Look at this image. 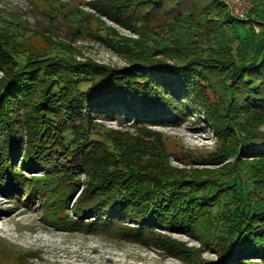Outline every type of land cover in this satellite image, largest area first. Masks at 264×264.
<instances>
[{"label":"trees","instance_id":"1","mask_svg":"<svg viewBox=\"0 0 264 264\" xmlns=\"http://www.w3.org/2000/svg\"><path fill=\"white\" fill-rule=\"evenodd\" d=\"M87 6L139 36H101L122 51L126 66L80 63L71 52L8 49L0 34L2 192L20 194L25 167L44 174L45 181L32 177L34 186L69 182L75 191L85 177L75 210L79 217L94 213L88 224L94 234L112 231L192 264H264V21L257 9L244 22L217 0H92ZM79 14L74 24L84 20ZM236 22H252L260 33L253 27L247 37H225ZM198 114L220 146L190 157L215 168L174 167L162 140L107 141L100 122L130 120L151 138L143 126L178 125ZM167 233L197 237L202 247L189 248ZM210 250L215 261L201 257Z\"/></svg>","mask_w":264,"mask_h":264},{"label":"rangeland","instance_id":"2","mask_svg":"<svg viewBox=\"0 0 264 264\" xmlns=\"http://www.w3.org/2000/svg\"><path fill=\"white\" fill-rule=\"evenodd\" d=\"M90 1L92 0H0V34L4 36L1 41L7 43L8 49L15 46L19 51L40 54L71 52L80 63L92 60L107 66H126L127 60L122 51L109 44L111 40H104L101 36L107 38L119 35L134 40L139 39V36L97 14L87 6ZM251 2L253 8L247 14L248 17L257 9L264 21V0ZM80 11L85 14H81L84 20L79 24L81 30H78V21L74 24L72 20L75 15H80ZM238 24L236 22L230 26L224 36L232 40L235 37H247L252 34L253 27L255 32L259 31L257 34L260 33L259 26L252 22L247 25ZM86 28L94 29L95 33L87 34ZM99 29L102 30L101 35H98ZM3 73L0 69V77ZM208 96L211 100L214 98L210 90ZM100 122L103 123L107 141L126 145L141 137L147 139L146 143L154 145L162 140V147L170 155L169 161L174 167L188 170L215 168L195 165L190 157L214 152L220 146L219 137L214 134L212 125L201 114L178 125L153 123L145 128L143 126L142 129L150 132L151 138L147 134H140L130 120ZM21 159L22 156L17 158L18 164ZM21 171L26 180L22 178L25 182L19 187V195L3 193V187H0V264H26L33 256L39 257L32 261L36 264H192L184 259L171 257L152 244L129 242L122 236H115L112 231L94 234L96 230L88 226L94 221V213L87 212L79 217L75 210L79 195L85 189V177L81 178L75 191L74 185L69 182L68 185H58L52 189L49 184H44L45 177L40 171L28 170L26 167L21 168ZM32 177H41L44 181H36L34 186ZM29 193L33 196L27 198ZM125 226L130 229L133 224ZM168 235L189 248L202 247L197 237L176 233ZM5 246L10 249L7 252L17 256L16 259L10 257L3 248ZM214 252H203L201 257L207 261H215L217 254Z\"/></svg>","mask_w":264,"mask_h":264},{"label":"built area","instance_id":"3","mask_svg":"<svg viewBox=\"0 0 264 264\" xmlns=\"http://www.w3.org/2000/svg\"><path fill=\"white\" fill-rule=\"evenodd\" d=\"M226 6L228 13L232 18L247 21L250 18L248 13L253 8L251 0H217ZM259 32V31H257Z\"/></svg>","mask_w":264,"mask_h":264}]
</instances>
